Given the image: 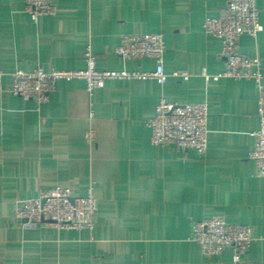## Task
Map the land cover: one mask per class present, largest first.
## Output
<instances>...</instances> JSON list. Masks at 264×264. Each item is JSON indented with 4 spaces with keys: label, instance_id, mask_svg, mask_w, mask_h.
I'll return each mask as SVG.
<instances>
[{
    "label": "crops",
    "instance_id": "obj_1",
    "mask_svg": "<svg viewBox=\"0 0 264 264\" xmlns=\"http://www.w3.org/2000/svg\"><path fill=\"white\" fill-rule=\"evenodd\" d=\"M51 1L56 14L34 21L24 0H0L5 88L18 69H84L88 47L99 70L155 71L152 58L115 53L126 33H163L169 76L108 78L91 92L84 78L61 79L44 104L0 92V264H264V189L249 155L260 90L253 80L213 77L226 66L222 40L203 25L227 0ZM257 6L263 29L244 33L238 51L264 66V0ZM161 99L208 104L205 153L152 144L148 121ZM66 186L93 188L94 229L15 218L22 201ZM214 215L253 227L244 261L235 263L231 249L209 257L192 240L193 223Z\"/></svg>",
    "mask_w": 264,
    "mask_h": 264
},
{
    "label": "built area",
    "instance_id": "obj_2",
    "mask_svg": "<svg viewBox=\"0 0 264 264\" xmlns=\"http://www.w3.org/2000/svg\"><path fill=\"white\" fill-rule=\"evenodd\" d=\"M27 11L34 21L44 14H56V5L51 0H24ZM205 30L222 40L221 56L225 59V70L214 78L228 76L235 79L253 80L260 90L258 100L259 126L252 132L255 144L250 158L255 162L256 175L262 179L264 189V66L259 56H248L238 51V44L244 33L256 36L262 29L257 0H227L225 12L220 16H208L203 22ZM115 53L124 60L152 58L157 63L155 71L140 70H99L96 56L88 47L85 52L86 68L53 69L43 66L33 71L22 69L10 73L11 83L5 88L3 80L7 73L0 69V92L7 90L26 100L33 99L38 104L46 103L56 83L61 79L84 78L91 92L103 87L108 78H155L165 83L169 74L164 68L166 42L161 32L126 33L122 35ZM203 73L207 75V68ZM189 78L187 72L178 73ZM207 103H170L161 99L157 113L149 119L151 142L154 145L173 144L182 150L205 153L208 148ZM88 142L95 141V133L88 130ZM98 201L90 188L80 194L72 186L45 189L34 198L24 200L16 206L14 216L23 226L46 224L66 229H94ZM252 226L228 221L222 215H214L195 221L192 225V240L201 245L205 255L212 257L227 249L233 252V261H244L252 242L256 239ZM264 239V236H260ZM135 264V263H122Z\"/></svg>",
    "mask_w": 264,
    "mask_h": 264
}]
</instances>
